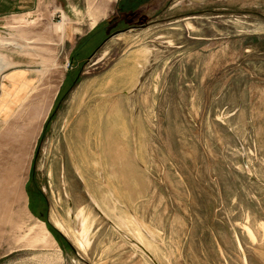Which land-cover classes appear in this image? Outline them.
<instances>
[{
    "label": "rangeland",
    "instance_id": "1",
    "mask_svg": "<svg viewBox=\"0 0 264 264\" xmlns=\"http://www.w3.org/2000/svg\"><path fill=\"white\" fill-rule=\"evenodd\" d=\"M122 2L70 55L54 11L0 31L35 102L0 123V264H264V0Z\"/></svg>",
    "mask_w": 264,
    "mask_h": 264
},
{
    "label": "crops",
    "instance_id": "2",
    "mask_svg": "<svg viewBox=\"0 0 264 264\" xmlns=\"http://www.w3.org/2000/svg\"><path fill=\"white\" fill-rule=\"evenodd\" d=\"M116 2L117 0H0V31L6 29L7 22L18 15H26L31 18L32 14L38 10H46L48 14L51 11H61L63 17H67L73 26L65 28L64 32L58 28L54 32L60 33V36L64 38L67 43L66 49L70 55L75 52L77 40L86 37L99 24L109 19ZM64 25L65 22H63V28ZM33 78V70L21 61L11 63L7 72L0 76V123L9 120L22 124L29 121L34 122L30 119L34 118L32 109L35 102L29 106L30 110L13 106L16 102L26 101L29 95H34L33 87H31ZM42 103L43 108L39 111V113L41 112L40 117L44 116V112L50 107L48 101ZM28 111L31 115H28ZM42 111L44 112L42 113ZM0 135V141L6 142L8 138L6 130H0ZM11 157L10 154L9 162ZM14 161L16 162V160Z\"/></svg>",
    "mask_w": 264,
    "mask_h": 264
},
{
    "label": "flooded vegetation",
    "instance_id": "3",
    "mask_svg": "<svg viewBox=\"0 0 264 264\" xmlns=\"http://www.w3.org/2000/svg\"><path fill=\"white\" fill-rule=\"evenodd\" d=\"M123 1L121 4V8H120V12L124 11L126 14V16H133V15H137V13H141L143 11V8H141L142 6H149V8H151L152 11H157V7L156 6H160V5H167V4H171L174 0H121ZM130 7H133L131 11L127 10ZM133 12H135V14H133ZM39 216H41L42 212H38ZM59 234L63 235L62 233H60V231H58Z\"/></svg>",
    "mask_w": 264,
    "mask_h": 264
},
{
    "label": "built area",
    "instance_id": "4",
    "mask_svg": "<svg viewBox=\"0 0 264 264\" xmlns=\"http://www.w3.org/2000/svg\"><path fill=\"white\" fill-rule=\"evenodd\" d=\"M62 15H63V13L61 11H54L52 14V19H54V17H57L59 20L62 17Z\"/></svg>",
    "mask_w": 264,
    "mask_h": 264
},
{
    "label": "bare ground",
    "instance_id": "5",
    "mask_svg": "<svg viewBox=\"0 0 264 264\" xmlns=\"http://www.w3.org/2000/svg\"><path fill=\"white\" fill-rule=\"evenodd\" d=\"M62 19H63V18L61 17V18L57 21V23H60V22L62 21ZM119 34H120V33H119Z\"/></svg>",
    "mask_w": 264,
    "mask_h": 264
},
{
    "label": "water",
    "instance_id": "6",
    "mask_svg": "<svg viewBox=\"0 0 264 264\" xmlns=\"http://www.w3.org/2000/svg\"><path fill=\"white\" fill-rule=\"evenodd\" d=\"M118 32H120V31H117V32H115L114 34H116V33H118ZM60 233H62L61 231H60ZM63 234V233H62Z\"/></svg>",
    "mask_w": 264,
    "mask_h": 264
},
{
    "label": "trees",
    "instance_id": "7",
    "mask_svg": "<svg viewBox=\"0 0 264 264\" xmlns=\"http://www.w3.org/2000/svg\"><path fill=\"white\" fill-rule=\"evenodd\" d=\"M53 232H55V230H52Z\"/></svg>",
    "mask_w": 264,
    "mask_h": 264
}]
</instances>
